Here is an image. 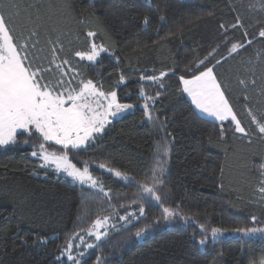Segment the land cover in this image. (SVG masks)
<instances>
[{"label": "trees", "instance_id": "obj_1", "mask_svg": "<svg viewBox=\"0 0 264 264\" xmlns=\"http://www.w3.org/2000/svg\"><path fill=\"white\" fill-rule=\"evenodd\" d=\"M4 4L18 5L8 10L14 36L28 43L35 64L49 67L51 45L57 44L56 63L67 60L76 70L73 74L64 67L72 88L91 79L134 109L109 123L85 148L68 149L77 167L87 163L103 191L40 167L38 157L31 156L43 142L35 133L19 134L17 143L0 147V264H73L66 256L56 259L69 237L71 255L84 253L81 264H254L264 259V234L211 240L214 227L225 232L264 228V200L257 192L264 133L228 144L234 124L223 122L222 134L221 122L199 114L179 80L221 61L216 68L247 111L264 123V37L259 36L264 0H0ZM237 20L243 27L232 28ZM89 32L96 35L89 37ZM93 41L108 50L96 62L75 56L88 52ZM233 44L245 46L229 55ZM205 57V65L197 68ZM58 78L55 68L45 75L48 81ZM146 102L153 120L145 116ZM45 146L57 154L64 151L55 143ZM158 160L164 167L163 183L157 186L160 202L142 193L136 182L108 171L151 186L146 175ZM177 206L179 215L163 218V208ZM105 217H112L115 226L100 240L90 237L94 222ZM76 233L86 239L82 245Z\"/></svg>", "mask_w": 264, "mask_h": 264}, {"label": "snow or ice", "instance_id": "obj_2", "mask_svg": "<svg viewBox=\"0 0 264 264\" xmlns=\"http://www.w3.org/2000/svg\"><path fill=\"white\" fill-rule=\"evenodd\" d=\"M11 8H18V5L4 4L0 6V146L17 143L18 130H23L24 133H35L43 141L35 145L36 150L31 152L32 157H38L42 168H54L57 173H64L74 182H79L81 185H90L92 188L99 187L103 191V185L93 178L89 172L87 163L85 162L83 169L72 163L68 156V149L81 150L87 146L90 140H94V134L102 133L106 124L109 123V116L115 118L119 113L130 110L134 107L131 104H121L118 102L116 91L105 93L100 91L97 85L91 80L77 81L78 90L72 88V82L64 79L69 75L64 71L67 65L73 74L76 70L71 68L67 60H62L56 63L57 44L51 45V60L49 67L45 68L34 63V59L29 56V45L26 41L18 42L14 36V20L13 13L8 11ZM7 13V14H6ZM18 14V13H17ZM163 19V17H161ZM144 23H148V18L145 17ZM237 26L243 27L242 23L237 20L236 24L231 25L232 28ZM223 28V25H221ZM32 35H35L33 32ZM96 33L89 32L88 36H95ZM247 33L245 32V36ZM260 37H264V30L259 32ZM31 38V37H29ZM51 43V42H50ZM251 43V41H247ZM244 44H233L229 50V55L243 48ZM35 48V44L31 45ZM60 50H63V45H59ZM108 50L102 45H97L92 42L88 52H75V56L81 60L96 62L102 52ZM212 55V53H209ZM200 60L197 68L205 65V61ZM221 61L217 60L215 65L211 67L205 66L203 71L198 74H193L190 79L179 77L183 84V92L187 93L192 103L201 112L214 117L221 122V133L223 134V122L229 121L234 123V131L243 136L250 135L241 125V121L237 118L233 111L228 97L225 95V90L222 87L221 81L217 79V74L214 71L216 65ZM55 68L60 73V78L55 81L45 80V75L50 73ZM166 73H161L163 77ZM143 79L157 80L158 77H146ZM124 77L121 74V82ZM244 84V81H240ZM255 84V81H252ZM144 95L143 89L140 92ZM148 99H151L150 97ZM101 101L105 103L102 104ZM149 105L144 104L145 116L148 120H153L154 117L148 111ZM250 119L256 124L258 131L264 133V123H261L257 117L248 110ZM54 142L55 145L61 146L64 151L62 154L50 152L46 148V144ZM27 143V141H25ZM164 154H167V143L163 145ZM99 167L104 168L101 164ZM114 172L116 177L124 180L134 181L137 183L142 193L148 194L157 202L162 200V197L157 194V186L163 183L160 180V175L163 174L164 167L162 161H157L156 166L151 169V176L146 175V179L151 180V186L142 181H135V177L121 173L118 170L108 169ZM260 187L257 192L260 194V199L264 200V170L260 173ZM140 213H144V209L140 208ZM179 215L177 208H163L162 216L164 219H170ZM109 218L103 220L97 219L93 224L95 230L94 235L96 240L106 236V232L99 229L104 226ZM123 219H127L124 217ZM187 220L188 217H183ZM256 217L252 216L251 220L256 221ZM158 222V220L156 221ZM204 229V225H200ZM90 234L92 230H89ZM222 228H212L211 235L213 238L225 232ZM234 231L242 233L244 236H254L257 233L264 234V228H239ZM75 237L83 240L79 233L74 234ZM142 232L136 233L140 237ZM69 237L65 247L60 252V256L71 260L73 264H81V258L84 253H78L77 256L71 255L73 247ZM45 238H41L39 243L43 244ZM200 245L205 244V239L199 240ZM92 248L93 245H87ZM99 262V258H97ZM254 264H264V259H261Z\"/></svg>", "mask_w": 264, "mask_h": 264}, {"label": "rangeland", "instance_id": "obj_3", "mask_svg": "<svg viewBox=\"0 0 264 264\" xmlns=\"http://www.w3.org/2000/svg\"><path fill=\"white\" fill-rule=\"evenodd\" d=\"M94 42V41H93ZM103 53V52H102ZM101 53V54H102ZM98 59V58H97ZM86 60V59H85ZM214 71L216 72V74H217V79L218 80H220L221 81V84H222V87L224 88V90H225V95L228 97V100H229V103L231 104V106H232V108H233V111L236 113V115H237V118L241 121V125L246 129V131L250 134V135H248V136H243V135H241V134H239V133H235V135H234V137L231 139V141H229L228 142V144H231V145H238V144H240V143H243V142H245V141H247L250 137H253V136H257V135H259V134H263V133H260L259 131H258V128H257V126H256V124L250 119V117H249V113H248V111H247V109L243 106V104L241 103V99H240V96H239V93L235 90V88L232 86V85H230L229 83H228V81L223 77V75L219 72V70L215 67L214 68ZM185 79H190V78H185ZM182 86H183V84H182ZM101 91V90H100ZM104 92V91H103ZM106 93V92H105ZM109 93V92H108ZM186 95H187V97H188V99L190 100V102L192 103V99H191V97L187 94V93H185ZM117 99H118V97H117ZM118 102H119V100H118ZM101 103L102 104H104L105 102L104 101H101ZM120 103V102H119ZM121 104H129V103H121ZM193 104V103H192ZM132 105V104H131ZM193 106H194V108L197 110V112L199 113V114H201L202 116H204V117H207V118H209V119H212V120H215V121H217L214 117H211V116H209V115H207L206 113H203V112H201L199 109H197L196 108V106L193 104ZM134 109V107L132 108V109H130V110H125V111H123V112H121V113H119L115 118H113V117H111V116H109V123H111L113 120H115V119H117V118H119V117H121L122 115H124L125 113H128V112H130V111H132ZM218 122H220V121H218ZM108 123V124H109ZM108 124H106L105 125V127L108 125ZM234 124V123H233ZM105 127H104V129H105ZM22 133H24L23 132V130H18V134H17V140H18V136H19V134H22ZM29 134H31V133H29ZM100 134V133H99ZM96 135H98V134H94V136H96ZM90 141H92V140H90ZM89 141V142H90ZM88 142V143H89ZM51 143H54V142H51ZM87 143V144H88ZM6 146V145H5ZM5 146H0V147H5ZM49 151V150H48ZM51 152V151H50ZM73 163V162H72ZM54 169V168H53ZM81 169H83V168H81ZM59 174H61V175H63V176H65V177H67L66 176V174H64V173H59ZM67 178H69V177H67ZM93 178L94 179H96L94 176H93ZM69 179H71V178H69ZM97 180V179H96ZM98 181V180H97ZM73 183H77V184H80L79 182H74V181H72ZM81 185V184H80ZM84 186H87V187H91L90 185H87V184H85ZM109 219L107 220V222L104 224V226L102 227V228H100L99 230L100 231H102V232H107L108 231V229H110L111 227H114L115 226V222L111 219L112 217H108ZM94 232H95V230L94 229H92V231H91V234H90V232L88 233L89 234V236L90 237H93L94 239H96L95 238V235H94ZM260 235H262L261 233H257V234H255L254 236H248V237H257V236H260ZM143 236L141 235V237L140 238H142ZM225 237H228V238H237V237H246V236H244L242 233H239V232H236V231H227V232H223L221 235H219V236H217L216 238H213L212 237V235H211V240L212 241H216V240H218V239H220V238H225ZM102 238V237H101ZM83 241H86V239L85 238H83V240H80L79 239V241H78V244L79 245H82L83 244ZM78 245V246H79ZM90 245V244H89ZM72 250V249H71Z\"/></svg>", "mask_w": 264, "mask_h": 264}]
</instances>
